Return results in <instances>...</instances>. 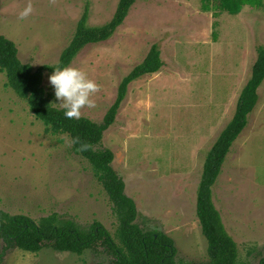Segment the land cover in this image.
Returning a JSON list of instances; mask_svg holds the SVG:
<instances>
[{
  "label": "rangeland",
  "instance_id": "1",
  "mask_svg": "<svg viewBox=\"0 0 264 264\" xmlns=\"http://www.w3.org/2000/svg\"><path fill=\"white\" fill-rule=\"evenodd\" d=\"M234 13L222 0H138L106 42L84 47L71 67L99 85L95 107L81 117L101 124L121 81L151 47L164 67L131 83L116 121L96 150L114 154L112 167L138 211L144 230L175 242L178 260L208 262L196 213L206 157L232 120L264 47V0H242ZM119 0H0V35L12 41L20 61L35 71L54 66L72 41L86 5L89 27L108 23ZM29 4L31 14H19ZM44 71L43 89L63 109ZM0 71V210L38 222L57 214L82 228L101 223L115 235L113 205L89 162L67 135L46 132L27 101ZM248 125L233 144L213 187V202L238 247L237 264L264 257V82ZM3 244L0 241V253ZM105 256L44 249L4 253L0 264H98Z\"/></svg>",
  "mask_w": 264,
  "mask_h": 264
},
{
  "label": "trees",
  "instance_id": "2",
  "mask_svg": "<svg viewBox=\"0 0 264 264\" xmlns=\"http://www.w3.org/2000/svg\"><path fill=\"white\" fill-rule=\"evenodd\" d=\"M137 1L119 0L112 19L98 27L88 26L89 6L86 5L75 35L62 52L58 63L35 71L30 65L20 61L16 45L0 35V71L6 76V85L20 99L27 101L30 111L36 120L45 125L47 133L67 135L71 139L73 150L91 165L95 178L113 205L118 221L113 236L99 222L82 228L57 214L36 222L27 216H12L0 210V241L3 244L0 260L8 250L19 249L36 254L44 249H51L78 256L87 251L105 256L107 262L98 264H191L177 259L178 251L172 238L160 231H146L136 223V204L126 196L125 184L112 167L114 154L108 149L96 150L104 133L115 123L131 83L146 75L159 73L164 67L159 48L153 45L143 62L121 81L116 100L101 124L86 118L67 119L63 109L52 106L42 85L44 71L54 73L58 67L70 66L84 47L111 39ZM242 2L222 0L223 6L231 13ZM257 54L251 77L239 96L235 114L206 157L197 190L196 213L202 236L207 242L208 262L205 264H237L239 257L237 244L227 233L212 195L226 158L233 144L246 129L249 116L259 101L258 90L264 82V47H259ZM258 264H264V257Z\"/></svg>",
  "mask_w": 264,
  "mask_h": 264
},
{
  "label": "clouds",
  "instance_id": "3",
  "mask_svg": "<svg viewBox=\"0 0 264 264\" xmlns=\"http://www.w3.org/2000/svg\"><path fill=\"white\" fill-rule=\"evenodd\" d=\"M31 12L32 6L29 4L20 12L19 18L23 20ZM49 81L67 119H79L82 109L95 107L92 97L99 91V85L85 71L71 66L58 67L49 77Z\"/></svg>",
  "mask_w": 264,
  "mask_h": 264
}]
</instances>
